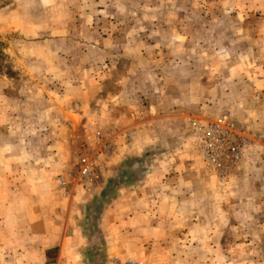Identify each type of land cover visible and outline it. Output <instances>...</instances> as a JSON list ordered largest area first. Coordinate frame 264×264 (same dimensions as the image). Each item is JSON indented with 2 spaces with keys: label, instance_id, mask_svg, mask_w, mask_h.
Returning a JSON list of instances; mask_svg holds the SVG:
<instances>
[{
  "label": "rangeland",
  "instance_id": "rangeland-1",
  "mask_svg": "<svg viewBox=\"0 0 264 264\" xmlns=\"http://www.w3.org/2000/svg\"><path fill=\"white\" fill-rule=\"evenodd\" d=\"M58 13L61 14L57 16ZM68 20L74 25V36H81L82 26L90 32L96 28L98 41L105 42L106 46L115 43L116 52H121L111 54L110 58L128 61L125 65L116 63L113 69L117 79L121 75L130 78L126 81L128 98L134 107L132 113H126L128 119L139 115L136 106L142 100L146 119L156 115L148 108L151 103H156L157 97L169 98L179 88L188 92L192 89L172 116L159 117L144 128V135H153L149 136L153 141L157 140V133L172 138L178 135L176 118L183 121L185 131L192 113L199 117H214L229 111L236 121L245 123L252 132L264 131L261 105L264 93V0H0V109H4L0 112V124L6 125L0 130V144L9 143L8 154L14 150L11 147L13 140L14 147L20 152L36 147L38 158L41 151L49 147L45 137L55 128H40L43 124L32 127L34 121H48V112L47 109L40 112L44 101L40 91L34 96L27 95L30 88L33 92L34 89L29 81L19 80V74L23 72L26 75L23 78L27 80L29 74L25 67L29 65L17 57L28 55L23 41L31 42L29 38L33 34H42V29L66 24ZM21 25L25 28L33 26L27 31L29 38L23 36L27 32L21 31ZM40 39L33 37L32 43ZM37 67L39 74L42 65ZM37 80L41 84L42 81ZM116 83L118 85L119 81ZM147 110L151 113L149 116ZM167 120L173 124L163 123ZM112 131L113 128L108 126L95 128L90 139H79L69 146L70 166L56 174L55 187L63 188L58 178L72 170L77 154L91 149L95 140L97 146L105 141L113 146ZM24 139H27L26 143ZM56 148L58 150L60 146ZM10 163L12 161L0 160V187L5 191L0 193V197L5 198L4 207L0 206V220L11 214L9 207L12 204L17 207L21 219L15 222L10 218L4 224L0 223L3 229L0 232V264H30L28 254L33 241L22 233L23 227L27 228L22 217L28 215L22 199L29 192L30 184L25 178L31 177L32 170L19 168L14 176L17 180L12 177L13 173L1 175ZM14 163L18 164L17 161ZM106 166L107 163L103 169ZM205 169L213 179V206L199 208L194 220L198 216L211 218V235L208 237L204 230L208 224L197 221V228L190 233H186V229L179 237L158 241L152 249L153 254L144 248V259H136L140 264H264V139L253 142L246 158L227 181H219L212 171ZM15 182L18 190L9 196L5 187ZM47 194L38 187L31 195L39 202L47 198ZM39 210L42 209L37 208L38 214ZM37 227L39 229V224ZM18 233L20 238L14 240Z\"/></svg>",
  "mask_w": 264,
  "mask_h": 264
},
{
  "label": "crops",
  "instance_id": "crops-1",
  "mask_svg": "<svg viewBox=\"0 0 264 264\" xmlns=\"http://www.w3.org/2000/svg\"><path fill=\"white\" fill-rule=\"evenodd\" d=\"M69 20L66 24L42 29V34L36 33L32 37L27 31L33 26L28 29L21 25V31L27 32L23 36L30 37L31 42L23 41L28 49L27 56L19 58L16 55L23 64L29 65L25 67L29 74L27 80L23 78L26 76L23 72L19 74V80L29 81L34 89L33 92L30 88L27 95L34 96L40 91L44 99L40 112L46 109L48 112V121H34L32 127L43 124L40 128H55L51 133L46 130L45 143L49 147L44 152L41 148L42 154L38 158L36 147L20 152L14 147L13 140L11 147L14 150L8 154L11 150L9 143L0 144V160L12 161L4 167L1 175L8 176L5 175L7 172L13 173L14 177L19 168L28 169V172L32 170L31 177L25 178L30 184L29 192L22 199L28 208V215L22 217L27 225L22 233L33 241L28 254L30 264H110V258L116 255L144 259V248L153 254L152 249L157 243L172 240V236L179 237L186 229V233H190L201 220L209 225L204 227L209 237L212 219L198 216L194 220L199 208L213 206L212 176L189 145L190 121L199 116L192 113L188 117L185 131L183 121L176 118L178 135L173 138L157 133V140L153 141L149 137L153 135H144V128L159 117L172 116L192 89L188 92L179 88L169 98L157 97L156 103H151L148 108L156 115L146 119L142 100L136 106L139 115L128 119L126 113H132L134 107L128 98L126 81L130 78L121 75L117 79L113 75L116 63L125 65L128 61H122L120 57L116 61L110 58L111 54L121 52H116L115 43L106 46L105 42L98 41L96 28L90 32L82 26L81 36H74V25ZM75 30L79 31L78 28ZM33 37L41 39L32 43ZM122 49L126 54V47ZM18 53L21 54L20 49ZM123 57L127 58L126 55ZM37 65H42L39 74ZM38 78L41 84L37 83ZM118 81V85L115 84ZM163 123L167 126L173 124L170 120ZM107 126L113 128L110 133L113 146L101 183L96 187L72 183L56 188L54 177L63 173L71 163L69 146L79 139H90L93 129ZM5 127L0 124V130ZM130 130L132 135L127 138L126 133ZM23 142L26 143L27 139ZM57 145L60 146L58 150ZM100 145L97 146L95 140L92 148ZM38 187L48 193L47 198L39 202L31 195ZM5 188L10 196L18 190V185L15 182ZM4 192V187H0V193ZM2 197L0 206L4 207L5 198ZM9 208L11 214L3 217L1 224L6 219L14 218L15 222L21 219L14 204ZM37 208L42 209L39 214ZM19 238L20 233L14 240Z\"/></svg>",
  "mask_w": 264,
  "mask_h": 264
},
{
  "label": "built area",
  "instance_id": "built-area-1",
  "mask_svg": "<svg viewBox=\"0 0 264 264\" xmlns=\"http://www.w3.org/2000/svg\"><path fill=\"white\" fill-rule=\"evenodd\" d=\"M264 108V93L261 95ZM190 145L203 166L212 171L219 181L225 182L240 167L253 142L264 139V131L252 132L242 122L232 117L229 111L214 117H194L189 124ZM132 132L126 133L129 138ZM110 143L84 150L77 154L74 167L66 176L58 178L60 186L77 184L96 187L102 181L103 167L112 154ZM110 264H140L136 259L110 258Z\"/></svg>",
  "mask_w": 264,
  "mask_h": 264
}]
</instances>
